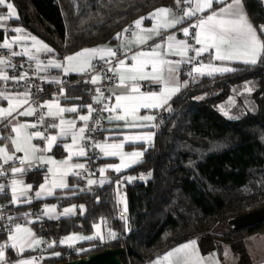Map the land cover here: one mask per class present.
Masks as SVG:
<instances>
[{
  "label": "trees",
  "instance_id": "obj_1",
  "mask_svg": "<svg viewBox=\"0 0 264 264\" xmlns=\"http://www.w3.org/2000/svg\"><path fill=\"white\" fill-rule=\"evenodd\" d=\"M11 1L19 19L10 23L37 34L59 55L114 40L125 24L158 5L177 6L175 0ZM242 2L259 30V23L264 22L261 0ZM260 33L264 41V33ZM233 69L190 77L168 106L158 112L152 142L142 159L127 170L148 173L145 180L128 182V229L119 215L111 179L72 196L47 198L58 206L82 202L85 208L70 217H42L32 223L38 234L56 242L50 249L60 254L48 255L40 264L64 260L68 250L72 256L77 255L58 243L59 236L71 230L90 231L99 217L119 234L110 241H93L94 246L80 255L122 244V264H141L170 245L196 236L202 252L215 249L221 253L227 243L237 254V264H250L245 238L264 229V219L234 230L227 226L220 232L213 229L227 217L264 203V55L255 65L244 63ZM82 76L68 74L70 82H65L64 92L85 102L92 87ZM245 80L252 86L250 100L228 118L215 104L228 94L232 84L240 85ZM46 86L44 83L42 97L50 92ZM40 202L16 207L22 211ZM5 234L0 227V242Z\"/></svg>",
  "mask_w": 264,
  "mask_h": 264
},
{
  "label": "snow or ice",
  "instance_id": "obj_2",
  "mask_svg": "<svg viewBox=\"0 0 264 264\" xmlns=\"http://www.w3.org/2000/svg\"><path fill=\"white\" fill-rule=\"evenodd\" d=\"M186 7L181 8V0H175L177 5L176 10L169 8H160L150 13L147 19L151 20L150 28H143L142 22L145 17H141L134 21V26L138 32L130 33L132 39H126L123 48L128 49L129 44H146L154 37L160 36L161 32H167L169 29H174L177 25L183 24L185 20L197 18L196 23L190 24L188 27L179 29L183 37H190L191 43L187 39H177L176 33H171L164 36L160 43L152 45L148 50L138 51L131 56L124 53V58L116 60L115 65L113 60L117 56V50L112 48H92L83 49L73 56L64 58V62L49 59L47 63L41 61L37 53L52 52L53 50L36 37L26 33V30L16 27L11 31L17 35L9 37L7 29L3 22L12 19L18 20L19 15L12 3H6V0H0V6H6L7 14L0 13V29L5 33L4 38L0 41V49H3L7 55L0 53V82L5 85L10 80L19 84L22 81L29 79L27 72H21L19 75L9 76L8 69H15L16 65L12 62V57H27L28 61H35L36 73L47 71L49 68H56L67 75L72 72L85 73L95 72L93 60L101 62V72L91 76L90 82L94 85L99 84L102 79L112 80L115 77L114 84L116 87H122L126 91L120 94L112 92L111 95L104 97V92L100 87L95 89L98 94L93 99L96 103H102L101 112L109 113L107 120L109 122H123L124 129H135L148 127L155 120L154 115H140L141 110L151 111L159 109L168 104L172 95L179 92L183 86L176 82L175 73L178 72L181 64L190 66L189 76H212L215 74H223L225 72L235 71V69L227 66H216L212 63L213 60L220 62L239 61L245 64L255 65L258 59L264 55V41H261L256 29L248 21L241 7V0H183ZM221 4L223 7L212 11L207 16L202 15L208 9H211L213 3ZM191 5V6H189ZM260 31L264 33V25L259 26ZM195 29V31H191ZM21 33H23L21 35ZM125 34L129 33L128 29L124 30ZM121 33H117V39L122 38ZM31 41V47L26 46L27 41ZM14 45L19 48V51H14ZM199 46V47H197ZM35 49V52L32 51ZM130 50V49H128ZM191 53V55H190ZM210 57L208 63L200 60L204 55ZM174 55L179 57L176 60L167 59V56ZM131 60V63H128ZM21 68L24 64H21ZM111 73V76L108 74ZM42 79H47L43 78ZM50 83H62L58 78H53ZM156 83L162 87V91H146V83ZM187 83V82H185ZM245 91L251 92L252 89L245 86ZM60 94L64 95V90L60 89ZM31 89L25 85L24 92L9 93L0 91V99L7 102V108H0V121L8 120L9 117L16 119L13 113H18L19 116H36L41 109L40 115L37 116L35 122H25L12 125L11 131L13 136L3 138L10 141L13 146V151L9 152L7 144L0 145V177L11 175L13 178L10 181L12 205L19 206L20 204H31L33 198L43 199L45 196L53 195L55 189L68 188L67 177L72 175L81 179H87L88 185L96 184L98 181L90 177L94 173H88L87 177L81 171H87L84 163H72L73 157H86L88 150L94 148L103 157H117L120 160L119 164L108 165L106 168H100L101 177L105 171L111 168L119 173L122 169L131 167L132 164L139 162V158L143 156V152L134 151L125 153L123 151L125 144L134 145L136 143L146 141L151 142L152 134H136L131 132H112L103 142L92 143L91 135L85 136V133H92L97 130L96 127L89 128L88 122L92 120L93 109L92 105H86L87 115H78L75 120H67L64 118L65 112L78 113V107H62L59 99L46 101L38 107H33L30 103ZM114 97V103H111ZM28 105L24 111H18L20 108ZM224 115L229 113L224 111ZM45 117L51 118L54 122L45 126L44 131H32L38 125L43 126ZM231 118V117H230ZM78 122H83L79 128L76 127ZM11 124V120H8ZM94 124L100 126V118L94 121ZM6 127L8 125H5ZM155 127V124L151 125ZM48 129H56V135L45 134ZM104 132L111 130L101 127ZM116 137H119L117 142ZM40 139L45 141V148L40 149L34 145L32 141ZM112 140L113 142H109ZM63 147L67 156L64 160L57 161L53 157L45 155H37L40 152H50L57 142ZM70 141V142H68ZM87 141V143H85ZM20 153L22 155H17ZM97 158H100L99 156ZM17 162L21 166H17ZM11 166L5 168V165ZM44 169V183L40 184L38 190L35 191L34 197L30 196L33 186L25 184L22 179L16 177L23 176L27 172L34 169ZM143 178V177H142ZM131 181V177L127 178ZM105 179H100L99 184L103 186ZM110 182V181H109ZM119 187V182H117ZM6 185L0 183V193L5 192ZM121 201L123 198H120ZM83 212L84 206H79ZM76 206L64 208L59 214H56V206L44 205L41 213L35 219H28L31 213H25L23 217L14 215H4L3 206H0V221H4L3 228L8 235L10 243H0V264L5 261V248H11L19 251L21 254L25 250H35L41 245V240L35 238V233L28 227V224L38 222L42 217L59 220L61 217H70L74 215ZM123 211H127L126 202L124 203ZM25 219V224L14 223L17 219ZM127 219L126 217H121ZM95 232L90 236H80L78 234H70L60 240L61 245L74 247L77 243L84 240L99 239L104 240V234L101 231V224L93 225ZM109 239H116L117 234L109 230L107 233ZM55 241L49 243V248L54 247ZM77 251H84L78 249ZM55 255H60L55 253ZM214 255V254H210ZM228 255L227 251L224 253ZM19 264H39L37 258L21 260ZM156 264H205L204 258L200 255L196 241L185 243L176 249L166 253L163 257L158 258Z\"/></svg>",
  "mask_w": 264,
  "mask_h": 264
},
{
  "label": "crops",
  "instance_id": "obj_3",
  "mask_svg": "<svg viewBox=\"0 0 264 264\" xmlns=\"http://www.w3.org/2000/svg\"><path fill=\"white\" fill-rule=\"evenodd\" d=\"M227 2L231 3V0H227ZM6 3H12V1L11 0H6ZM162 7L163 8H169V9H172V10H176L177 9V6L158 5V6L154 7V8H152L151 10H149L148 12L138 16L137 18L134 19V21H136L137 19H140L141 17H145V19L142 22V27L143 28H150L152 26L153 22L151 20L147 19V17L149 16L150 13H153L155 10L160 9ZM220 7H223V5L217 4V3L214 2L212 8L208 9L207 11H205L202 15L207 16L212 11H215V10L219 9ZM241 7H242L243 12L245 13L248 21L256 29L257 34H258V36L260 37V39L262 41V35H261L260 31L258 30V28L251 21V19L248 17V15L246 13V9L244 7V4H243L242 0H241ZM7 11L8 10H7L6 6H0V13L7 14ZM196 21H197L196 17H193L191 20H185V22L183 24L177 25V27L174 28V29H169L167 32L162 31L160 36L154 37L153 39L149 40L146 44H141V45L129 44L128 49H130V50L124 49L123 48V44H124L126 39H132L130 33L139 31L136 28H134L128 34H125L124 31H122V30L119 31L118 33L123 34L122 38L119 39V40L116 38L117 37V34H116L114 40L104 41V42H101V43H98V44L84 46V47H81V48H79V49H77L75 51H72V52H69V53H64V54H61V55H59L57 50L54 47H52L48 42L44 41L37 34L29 31L24 26H22L20 24L10 23V21H5L3 23H4L5 27L7 29H9V31L7 32V35L9 37H12L13 35H17L16 33L11 31L12 28L20 27V28L26 30V33L30 34L31 36L36 37L39 41H41L44 44L48 45L53 50L52 52H40V53H37V55L39 56V59L41 61L47 63V61L49 59H53V58L55 60H57V61L64 62V58H66L68 56H73V55H75L76 53L80 52L83 49H92V48H98V47L113 48V46L115 44H119L122 47V49L124 50V53H125V51H127V55L131 56L135 52L142 51V50H144V51L148 50L152 45H154L156 43H160L164 36H167V35H169L171 33H176L177 39H187V40H189V42H192L190 37H183L180 34L179 29L183 28V27H188L190 24L196 23ZM191 31H195V29H192ZM22 34L23 33H21V35ZM4 35H5L4 31L2 29H0V38H1V40H3ZM26 46L31 47V41L30 40L26 42ZM197 47H199V46H197ZM13 50L14 51H19L20 49L17 48L14 45ZM32 51L35 52V49H32ZM190 55H191V53H190ZM22 58L25 61V63L27 65L31 66L32 69L34 70V72H36L35 71V63L36 62L35 61H28L27 57H22ZM167 59L176 60V59H179V57L174 56V55H169V56H167ZM209 59H210V57L206 54V55H204V57L202 58L201 61H203L204 63H208ZM93 61H92V64H93ZM128 63L130 64L131 60H128ZM212 63L214 65H216V66H227V67H231V68H234V67H236L239 64H244V63H241L239 61L220 62V61H215V60H213ZM95 73H97V72L95 71V72H85V73H76V72L69 73V74L83 75L82 79L87 80L88 83L91 85L92 93L89 96L90 99H88L85 102H81L79 97L67 96V95H65V92H64V95H61L60 94V89L65 90V84L64 85H60V84H57V83L47 82V81L52 80L53 78H58L59 80L62 81V79L65 76L67 77L68 74L65 75V74H63V72L61 70L56 69V68H49L47 71H42V72L37 73V74L41 75L43 78H47V79H44L45 83L47 85L46 86V91H50L49 93H47V95H45L44 97L41 98V105L44 104L46 101H53L54 99L58 98L59 102H60V105L62 107H66L67 108V107L75 106V107H78V109H79L78 113L65 112L63 114L65 119H67V120H75L78 115H87L88 114L87 113V108L85 106L89 105L90 102L92 100H94L93 98L98 95L94 91V84H92L90 82L91 76L94 75ZM187 73H188V70L186 69V64H181L180 67H179L178 72L174 74L175 77H176V82H178L181 85H185L186 84L185 82H188L189 78L193 77V76H189ZM182 74H184V75H182ZM67 80H68V82H70L69 79H67ZM143 83H146V88H145L146 91H150V92L151 91H155V92L162 91V87L160 85L156 84V83H148V82H143ZM0 91H5V92H9V93H18V92H24L25 90L7 88V87L3 86V82H0ZM125 91L126 90L124 88H122V87L114 86L112 88L111 94H112V92H115L116 94H120V93H123ZM68 97L69 98H74V100H68V101L65 100ZM30 103L32 104L33 107H35V105L31 101H30ZM111 103H114V97H113V100L111 101ZM168 104H169V102H168ZM168 104L165 105L162 108H166L168 106ZM7 107H8L7 102L2 100V99H0V108H7ZM27 107H28V105H25L24 107L20 108L18 111H24V109L27 108ZM162 108L154 109V110H151L150 112L147 111V110H141V112H140L141 116H143L145 114H149V115H154L155 116V120L154 121L145 122V123L149 124L148 127H142V128L124 129L123 128V122H119V121L109 122L107 120V117H106L103 128L109 129V130H111V132H104V131L101 130V132L98 135L97 142H103L107 136L111 135L112 132H117L118 133V132H121V131H124L126 133L127 132H131V133H136V134H152V140H153L154 132H155V129H156V126H157V122H158V112ZM43 110L46 111V109H43ZM13 116L16 117V119H13L12 117L8 118V120H11V124L8 123V120L0 121V145L7 144L9 152L13 151V146L11 145L9 140L3 139V138H7V137H10V136L14 135V133H12V131H11L12 125L16 124L17 122H19V123L35 122L34 116H19L18 113H13ZM45 119L48 121V124L54 122L49 117H45ZM152 124H155V127H152L151 126ZM5 125H8V126L6 127ZM82 125H83V122H78L76 127L79 128ZM37 130L44 131L43 129L40 128L39 125H38V128H36V129H29L30 132L37 131ZM49 133L52 134V135H56L57 130L56 129H48V132H46L45 134L47 135ZM116 140H117V142H119V137H116ZM152 140H151V142H152ZM41 141H43V140L34 139L32 141V143L34 145L38 146V143L41 142ZM68 142H70V141H68ZM109 142L111 143L113 141L109 140ZM151 142L142 141V142L136 143L134 145L125 144V147H124L123 151L125 153H131V152H134V151H138V152H143L144 153L145 148ZM43 143H44V145H43V147H39L40 149H44L45 148V146H46L45 141H43ZM17 155H22V154L17 153ZM37 155L50 156V157H53L54 159H56L57 161H61V160H64L66 158L67 153L65 152L63 147L60 146V142L58 141L57 144L53 146V148H52V150L50 152H40V153H37ZM141 159H142V157L139 158V161ZM86 162H87V157H73V160H72V163H84L85 165H86ZM119 163H120L119 158H117V157H103L102 154H101V157H100V168H106L108 165H116V164H119ZM134 164H132V165H134ZM17 166H21V165L17 164ZM128 168L122 169L120 171L126 176V178H129V177L132 178L131 181H129L127 179L128 182H132V181H135V180H145L148 177V173H146V172L127 171ZM107 170H112V169L108 168ZM78 171H82V170H78ZM106 171H105V173H106ZM105 173H104V176L101 177L100 172L98 170L96 173H94V175H92L90 177L91 179H95L98 182L96 184H93V185H88L87 184V179H85L83 186H77L76 185V180L73 178L72 175H69L67 177L68 188H66V189H55L53 195L45 196V198H43V199H35V198H33V201L34 200H41V202L37 205V207H38V213L37 214L41 213V210L43 209L44 205L56 206V214H59L64 208H69V207H71L73 205L76 206L75 214L77 212H82L80 207H79L80 205L84 206V204L82 202L77 203V202H74V201H69V202L65 203L64 205H62V206H58L55 201L49 200L47 198H49V197H68V196H72V195L76 194L77 192H79L81 190H91V189H93V188H95L97 186H100V184H99V180L100 179H105V181L108 180V178L106 177ZM44 175H45L44 169H42V170H32L30 172H27L25 175L18 176L16 178L22 179L25 184H31L33 186L31 192L29 193V195L34 197V193H35V191L38 190L39 185L44 183ZM12 178L13 177L11 175L7 176L6 181L3 183V184L6 185L5 192L4 193H0L2 195L9 196L10 198H11L10 181H11ZM120 198L121 197H118V196L115 195L117 206H118V208H120L119 215L123 217L127 213V211L126 212L123 211L124 203L126 202V205H127V196H122V198H123L122 201H121ZM22 205H27V204H20L17 207H20ZM19 217H23V216H19ZM35 218L36 217L34 215L28 217V219H35ZM14 223H20V224L23 225V224H25V219H23V218L17 219ZM97 223L101 224V231L104 234V240L103 241H101L99 239L84 240V241H82L80 243H77L74 247H68L66 245H63V246L71 248L73 251L77 252V254H80L82 251H77L78 249H84L85 250V249L91 248L92 246H94V242L93 241H95V240L99 241V242H105V241L113 240V239H109L108 236H107V233H108L109 230L114 231L117 234V236H118L119 231L116 228H114L113 226L109 225L106 222L105 218L99 217L95 222L92 223V229L90 231L71 230V231L65 232V233H63V234H61L59 236L58 243H59L60 240L64 239L65 237H67V236H69L70 234H73V233L74 234H78L80 236L93 235L94 232H95V229H94L93 225H95ZM27 226L30 227L31 230L35 233V238L40 239L41 242L42 241H46V248L43 251L40 252L39 247H37L35 250H25L22 254L19 251L15 250V249H11L10 247L9 248H5V261L3 262V264H19V262L21 260L31 259L33 257L37 258V260H38V262L40 264L44 257H46L48 255H51L53 253L55 254V253L58 252V250H52V249H50L47 246L49 243L53 242V239L45 238L42 235L38 234L34 230V228L32 226V223L28 224ZM262 230H264V229H261V231ZM253 233L255 234V232H253ZM253 233L248 234L246 236V238L249 237V235L250 236L253 235ZM193 240L196 241V245L198 247L199 253L204 258L205 264H237L238 263L237 254L234 253L230 249V247H229V245L227 243L226 244L228 245V248L230 250V252L228 253L227 256L224 255V253H225V244L223 246V249H222L221 253L216 252L215 249H211V250H208L206 252H202L200 250V248H199L197 237L193 236V237H189V238H187V239H185L183 241H180L178 243H175L173 245H170L169 247H167L164 250L156 253L152 258L142 262L141 264H156V261L158 260V258L163 257L166 253L176 249L177 247H179V246H181V245H183L185 243L193 241ZM0 243H10V241H8L7 233L5 234L4 239ZM245 246H246V240H245ZM246 248H247V246H246ZM248 249L252 251V250H254L256 248L253 249V248L249 247ZM249 250H248V254H249L250 259H251L250 264H264V252H262L261 254H257L255 256H252L250 254ZM210 254H214V255H210Z\"/></svg>",
  "mask_w": 264,
  "mask_h": 264
},
{
  "label": "built area",
  "instance_id": "obj_4",
  "mask_svg": "<svg viewBox=\"0 0 264 264\" xmlns=\"http://www.w3.org/2000/svg\"><path fill=\"white\" fill-rule=\"evenodd\" d=\"M261 2L264 6V0H261ZM183 7H186L184 2L181 5V8H183ZM261 25H264V22H260L259 26H261ZM134 28H135V26H134V20H133V21L125 24L121 30L124 31L125 29H128L130 32ZM259 31H260V27H259ZM0 41H2L1 38H0ZM112 49L117 50V56L113 60V64H115L116 60L124 58V50L122 49V47L119 44H115ZM0 53L7 55V53L4 52L3 49H0ZM203 57L204 56L200 57V60H202ZM11 60L16 65V68L15 69H11V68L8 69L7 70L8 75L11 77V76L19 75L21 72H27L29 79L26 81H22L19 84L10 80L9 82H7L6 85L3 83V86H5L7 88H12V89H23V90H25V85L30 86V89H31L30 101L35 105V107H38L39 105H41V98H42V94L44 93L45 80L42 79L41 75L34 72L32 67L27 65L22 57H12ZM21 64H24L23 68L20 67ZM93 65L95 66V71L97 73H100L101 72V62L98 60H94ZM189 68H190V66L186 64V69L188 71H189ZM108 75L111 76V73H109ZM114 81H115V77H113L112 80H109L107 78L102 79V81L99 84L94 85V91L97 87H100L102 89V91L104 92V97H107V96L111 95L112 88L115 86ZM65 82H67L66 76L62 79V83H59V84L64 85ZM104 102H105L104 100H101V103H96L94 100H92L90 102L93 109H95V112L93 113L92 120H90L88 122V126H89V128L96 127L97 130L95 132H92V133L86 132L85 136L87 137L88 135H91V137H92L91 142L92 143L97 142L98 135L101 132V127H104L105 118L109 115V113H105V112L100 111V109L102 107V103H104ZM40 111H44V110L41 109ZM40 111H38L37 115L34 116L35 121L37 119V116L40 115ZM226 117L230 118L232 116L228 115ZM97 118H100V126H97L94 124V121ZM46 125H48V121L45 119L44 125L43 126L39 125V126L41 129L44 130ZM85 143H87V141H85ZM43 145H44L43 141L38 143V147H43ZM98 156L101 157V154L98 153V151L96 149L90 148L88 150V153L86 156L87 157V162H86L87 171L85 172L84 170H82L81 172L83 173V175H85L87 177L88 173H96L99 170L100 158H97ZM17 164H18V162H17ZM10 166H11V163L9 165H5V168H9ZM42 169L43 168H40L38 170H42ZM34 170H36V169H34ZM105 175L108 179H111L113 181V187H114V192H115L116 196L122 197V196L127 195L128 180L122 172L117 173L114 170H107ZM73 178L76 180L77 186H83L85 179H81L79 177H74V176H73ZM6 179H7V177H0V183H4L6 181ZM117 182H119V187L117 186ZM10 200H11V198L9 196L0 194V206H3V214L4 215H14L16 217H19V216H24L25 213H31V216L38 213V207L33 206V205H30L26 209L19 211L17 209L16 205H12L10 203ZM118 211H120V208H118ZM123 217L127 218L126 220L125 219L124 220L126 223V229H128L127 226H128L129 221H128L127 213ZM4 223H5L4 221H0V227L3 230H4V228H3ZM5 233H6V231H5ZM45 248H46V241H42L41 245L39 246L40 252L43 251ZM77 255H80V254H77ZM71 257H74V256H72V252L70 250H68L65 253V259H68Z\"/></svg>",
  "mask_w": 264,
  "mask_h": 264
},
{
  "label": "water",
  "instance_id": "obj_5",
  "mask_svg": "<svg viewBox=\"0 0 264 264\" xmlns=\"http://www.w3.org/2000/svg\"><path fill=\"white\" fill-rule=\"evenodd\" d=\"M264 219V203L233 214L225 219L229 230L239 229ZM125 251L122 244L57 261L51 264H122L119 255Z\"/></svg>",
  "mask_w": 264,
  "mask_h": 264
},
{
  "label": "rangeland",
  "instance_id": "obj_6",
  "mask_svg": "<svg viewBox=\"0 0 264 264\" xmlns=\"http://www.w3.org/2000/svg\"><path fill=\"white\" fill-rule=\"evenodd\" d=\"M248 86L252 89V86L250 84L249 80H245L243 81L240 85L237 84H232L229 88L228 94L221 100L216 102V107L217 109L223 113V111H221V109L223 108L224 111H227L229 113V116H234L235 115V111L236 108H243V106L246 107V104L249 102L250 100V94L251 92H247L245 91V86ZM241 101V103H239L238 101ZM224 114V113H223ZM226 227V224L224 221L218 223L215 227H214V231L215 232H220L223 231L224 228ZM246 246L247 249L250 248H256L254 250H249L250 254L252 256H255L257 254H261L262 252H264V230H258L255 231V234L253 233V235H249V237H247L246 239ZM227 251V253L230 252L228 245L225 244V252Z\"/></svg>",
  "mask_w": 264,
  "mask_h": 264
}]
</instances>
